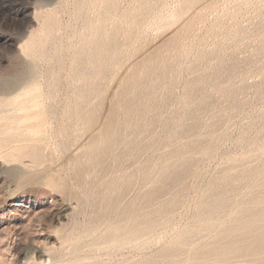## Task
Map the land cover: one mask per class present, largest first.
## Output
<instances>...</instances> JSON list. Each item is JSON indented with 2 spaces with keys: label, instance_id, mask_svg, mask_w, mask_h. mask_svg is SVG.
Instances as JSON below:
<instances>
[{
  "label": "bare ground",
  "instance_id": "6f19581e",
  "mask_svg": "<svg viewBox=\"0 0 264 264\" xmlns=\"http://www.w3.org/2000/svg\"><path fill=\"white\" fill-rule=\"evenodd\" d=\"M1 1L3 0H0V2ZM47 1L51 2L52 0ZM72 1V19L76 23H78V21L82 22L81 30L73 32L75 40L73 42H64L65 44L57 41L55 30L57 20L60 22L61 17L57 19L60 15H58L57 11L55 12V10H53L55 14L50 16L47 15V17L49 16L48 20L38 33L37 38H33L32 36L29 38L30 43L27 48L32 59L39 54V52H45L51 45L55 47L54 54L61 59L62 54L60 55V53L63 49L60 51V48H64L66 52L70 53L67 75L74 83L75 92H73V99L71 98L72 103L64 107V113L69 119L75 118L80 122L81 131H83V133L78 140L75 139L77 140L75 143L70 144L71 146L69 148L67 147L69 144L61 145L62 140H60V146H62L60 150L63 153L68 152L66 156L69 158V161H71V174L68 169L63 168L62 166L54 171L50 169L49 171L46 170V172H43L42 174L45 175L46 184L52 191H58L63 196H66L67 200L69 197L75 199L77 202V208H75L76 206H69L67 208V210L70 209L71 212H59L60 214L56 218L59 221H67L68 216L70 213L74 212V210L80 213L90 205L98 206V213L94 219L89 220L87 223H77V227L75 225L77 228H75L77 230V235L73 241L74 249L72 248L73 250L66 255L57 253L58 256L54 257V259L58 257L57 259L59 261H64L66 257H69L68 261H71L70 263L77 264L80 260H78L77 252L80 244L83 240H86V237L87 239H91L90 248L104 245L106 249L108 248L111 251L112 249H122L125 246L136 248L149 241V237L152 233L165 228L171 221V212L177 207L185 189V184L181 181V174L184 171L190 169L193 170L194 164L200 159V157L213 152L216 144L212 131L202 123V128H205L206 130L202 135H196L193 139L191 138V140L185 141L181 145L171 147L167 152L158 153L156 155V160L141 163L137 156L139 153L138 146L140 145V137L143 134L152 135L153 124L160 120L158 112L154 111L152 115H149V121L146 120L148 121L146 125L141 123L140 119H142L143 116L148 117L146 113L148 114V110H150L149 105L143 102V98L148 97L152 99L155 97L154 90L158 85H161L164 82L167 73L166 71L175 65V63L179 64V56H182V60L185 54V44L181 41H177L180 36H184L182 37L183 39L185 38V34H191L188 33L190 31L188 28L191 26V20L197 18L195 16L197 13L195 12H193L195 13L194 15L190 14L188 17L184 16V11L189 7L188 4L190 0H184L179 8L176 7L178 8L176 13H172L175 14L174 18H177V21L183 19L184 22L175 26L177 28L174 30L169 31L166 29L168 31L166 33L162 31L164 32V35H161L162 32L159 30V36H162L159 41L156 43L153 42L154 44L152 43L150 45H147L148 42H146V48L142 47L144 44L142 43L140 48L143 49H138L140 40H142V36L140 35L142 33H140V31L142 30L139 28V24L141 23L138 18L142 19L139 15L142 13L152 15L160 14L161 10H157V8H154L151 4L155 1L149 3L146 0H142L137 6H135V3V5H133L135 7L128 5L131 6V8L127 6L128 8L121 13L118 12V6L120 7L119 0ZM158 2L160 3L159 0ZM158 2L155 4L156 6L159 4ZM31 3L29 6H31ZM161 3H163V1ZM44 5H46V3ZM201 5L203 6V4ZM62 7L60 8L62 9ZM28 8L29 7L27 6V9ZM57 8L55 9L57 10ZM96 8V16L91 18L88 14ZM159 8L161 7L158 5V9ZM34 12L36 13V11ZM161 14L165 16L163 12ZM129 19L131 27L129 30H124L126 27H124V24H126ZM145 19L148 18L145 17ZM163 20L164 19H162V21ZM175 21L173 22L174 24ZM110 22L112 25L108 26ZM170 22L171 21H169V23ZM168 27H170V25ZM193 27L196 28V25ZM70 28L66 27V29ZM71 29L70 31H72ZM145 33H142V35ZM67 35H69V33ZM240 35L242 36L243 34ZM63 36H65V34ZM68 37L65 36L64 38L66 39ZM237 38L239 37L237 36L236 38H233L231 43H237ZM240 38L239 40L241 41ZM3 39L4 42L8 43L15 50H20L22 47L21 43L17 42V39L14 40V37L11 35L5 36ZM137 42H139L138 45L136 44ZM221 42V45H223V41ZM169 46L170 48L176 47V53L166 54V52H164L166 55H162V49H168ZM200 47L201 46L199 45L198 48ZM199 54H201V51ZM63 59L65 61L64 57ZM122 60H125V63L122 64ZM188 60L189 59L187 58V61ZM29 64H33L32 61H30ZM224 65L225 64L223 63H219L218 68L215 70L212 69L211 74H209V72L207 73V71H200L196 76L194 75V78L191 76L192 81L189 83L190 85L188 87V84L186 85L187 88L184 89L185 95L180 103H183L184 101L186 102L188 99L192 100L194 97L198 96L197 90H200L197 89L198 84L200 82L205 83L209 76L220 78ZM58 67L60 68V65ZM115 67L121 68V71L119 72V77H117V79L115 78L116 80L114 79L116 81L114 83L115 85H113L114 88L109 90V88L106 87L109 74L111 69ZM225 68L233 69L234 66L233 64H230ZM28 69L29 67L24 65L17 75L11 77L0 76V88L4 90L13 88L24 78ZM53 75L55 76L54 71ZM166 85L167 84H165V86ZM56 86L57 85L55 84V87ZM166 88L169 90L171 87L167 86ZM19 91L20 89H18V92ZM18 92L17 94H21ZM51 92L54 94L55 89L52 88ZM18 96L20 97V95ZM36 98L37 95H34L30 97L28 101L21 103L16 107L17 110H24L25 112L19 117L8 118V123L4 127L6 129L16 127L21 128L19 129L21 132L17 133L18 136L20 134L23 135L28 133L32 134L30 136L40 134L42 131V114L48 112L53 115L58 111L52 106L47 108L38 106L39 102ZM165 99L167 100V98ZM94 101H97L96 105L93 104ZM57 103H59V101ZM99 105L102 109L100 114L97 112ZM186 105H188V103ZM188 109L185 107L182 109L180 119L175 120L177 118H169L167 122L164 121V127L169 129L172 127L174 128V131H176L166 140L167 143L172 142L176 133L182 137L188 132V130L194 129V131H197V129L200 128V123L197 122L198 120H193V122L188 121L189 118L186 111ZM62 119L64 118L62 117L61 120ZM56 120L58 119H55L54 121ZM160 121L162 122V120ZM20 124H23V126L20 127ZM57 128L55 130H57ZM67 128H69V126H67ZM78 129L80 128L78 127ZM63 131L62 128L59 132L61 133ZM60 133L58 135H60ZM67 136L69 137V135ZM156 140L158 139L152 135L147 144V148L153 152H156ZM13 148L14 145L7 144L6 146H3L0 144V156L20 159L25 154H31L32 158L39 157V155L34 152L32 153L30 151ZM56 148L53 150L55 151ZM243 154L244 153L239 157L227 158L223 162V174L221 176L219 175L220 178L217 177L218 179L209 182L205 193L202 194L197 203L196 210L189 221L185 225L183 224L184 226L179 228V230L177 229V231L171 236V240L168 245L166 244V248L163 250L161 249V251L156 254L152 253V255L149 256L144 255L146 257L143 256L144 258L141 260L140 264H169L167 261L176 260V258L178 259V257L183 254L185 255L183 264H264V144L258 148L257 152L255 150V152L250 155L249 152L245 155ZM48 155L49 154H47V156ZM130 156L133 158V161H131L130 164L128 163L129 165H126V160ZM254 157H258L257 163H253V160H255ZM53 160L57 162V160ZM53 160L51 158V161ZM69 161L68 163L70 165ZM52 168L53 167H51V169ZM26 174H24V177ZM70 178L75 179V183L71 182L72 180ZM140 182L143 183L142 186L145 187L142 194L133 196L125 201L128 191L131 188H136L140 185ZM239 183L241 184V187H239ZM165 193L169 195L163 200L161 197ZM8 195H0V205L9 201L11 196ZM67 203H69V201ZM74 215L76 214H73L72 217ZM74 218L75 216L72 220H74ZM95 221L98 222V225H105V234H101L102 232L99 233L100 227L94 225ZM65 244L66 243H64V245ZM184 248H187V251L183 252L182 250ZM31 251L32 249L29 250L30 253ZM34 252L38 254V259H41L39 263L46 260L47 257L50 262L48 254L38 249H34L33 253ZM63 252L65 253V251ZM33 258L34 257H32V259ZM23 261H28L26 255L23 256Z\"/></svg>",
  "mask_w": 264,
  "mask_h": 264
},
{
  "label": "rangeland",
  "instance_id": "374dc122",
  "mask_svg": "<svg viewBox=\"0 0 264 264\" xmlns=\"http://www.w3.org/2000/svg\"><path fill=\"white\" fill-rule=\"evenodd\" d=\"M140 1L142 0H119L120 7L118 6V12L121 13L128 7L131 8V6L128 5H132V7L137 6ZM146 1L149 3L155 1L151 4L154 8L156 7L157 10H161V12L160 14L153 15L148 13L139 14L142 19H138L140 20V23L143 24H139V28L142 30L140 33H146L143 35L142 33L140 34L142 36V40H140L138 49H143L140 48L142 43L145 44L142 45L144 48L153 42L156 43L162 37L161 35H164V32L166 33L168 32L167 30H174L177 28L175 26L184 22L183 19L181 21H177V18H174L175 14H172L176 13L184 0H159L160 3L163 1L161 4L158 0ZM156 1L159 3L157 6L155 5L157 3ZM30 3L31 6H29ZM45 3L46 5H44ZM72 3V0H52L51 2L47 0H3L0 2V76L11 77L17 75V73L22 70L24 65L29 67L27 70L28 72H26L27 74L25 73L24 75V78L13 88L9 90L0 88V144L3 146H6L7 144L14 145L13 149H22L23 151H30L39 155L37 158H32L31 154H25L20 159L0 156V195L6 196L9 194L8 196H11L7 203L0 205V264H42L44 261L45 262L43 264H72L70 263L71 261H68L69 257H66L64 261H59L57 259L58 257L55 259L54 257L58 256L59 253L66 255L68 252L72 251L74 249L73 241L77 235V223H87L89 220L94 219L98 213V206L90 205L80 213L74 210V212L70 213L68 216L67 221H59L56 219L60 213L71 212L70 209L67 210L69 206H76L75 208H77V202L75 199L69 197L67 200V197L63 196L58 191H52L46 184L45 175L42 174L43 172H46V170L49 171L50 169L54 171L61 166L68 169L71 174V161H69V158L66 156L68 152H64V154L60 150L62 147L60 146V140H62L61 145L69 144L67 145L69 148L71 146L70 144L75 143L80 138L83 131H81V124L79 121L75 118L69 119L64 113V107L72 103L71 100L74 95L73 92H75L74 83L67 75L70 53L66 52L64 48H60V51L63 49L60 53V55L62 54L61 59L54 54L55 47L51 45L46 50L47 52L41 51L32 59L30 53H28L27 47L30 43L29 38L31 36L33 38H37L38 33L43 28L45 22H47L48 17L55 14L53 10L58 12V15L60 16H58L57 19L61 17L60 20L62 21L59 22V20H57L55 30L57 41L62 44H65L67 41L73 42L75 40L73 32L81 30L82 22L78 21V23H76L72 19ZM162 4L165 5L163 6ZM201 4H203V6ZM158 5L161 8L158 9ZM188 5L189 7L186 11H184V16L188 17L190 14L194 15L197 13L195 14L197 18L191 20V26L188 28L191 31L188 33L191 34H188L189 36L185 34V38L183 39L182 37L184 36H180L178 38L177 42L181 41L185 44V54L182 60V56H179V64L175 63V65L169 69L170 71H166L167 73L164 78V82L162 83L163 85H158L154 90L155 97H157H153L152 99L148 97L143 98V102L149 105L150 110H148V114L146 113L148 117L143 116L142 119H140L141 123L146 125L150 119L149 115H152L154 111L158 112V116H160L159 118L162 120V122L159 120L157 123L153 124L152 135L158 139L156 140L158 142V144L156 142V152L147 148V144L152 135L143 134L140 137V145L138 146L139 153L137 156L141 163L156 160V155L158 153L167 152L171 147L181 145L185 141H189L191 138L193 139L196 135H202V133L206 131L205 128H202V123L205 127L212 131V134L215 137L216 146L214 147L213 152L200 157V159L194 164L193 170L190 169L181 174V181L185 184V189L177 207L171 212V221L165 228L152 233L149 237V241L136 248L125 246L122 249H112L111 251L108 248L106 249L104 245H101L102 247L98 246L90 248L91 239H87L86 237V240H83L77 252L78 260L80 259L78 262L79 264H140L144 257L152 255V253L156 254L161 251V249L163 250L166 248L171 240V236L177 231V229L179 230V228H182L194 214L197 203L202 194L205 193L209 182L220 178L223 174V162L230 157L242 156V153L245 155L249 152L250 155L254 153L255 150L257 152L258 148L264 144V0H190ZM27 6L29 7L28 9ZM54 7H58L57 10ZM60 7H62V9ZM198 7L200 8L197 9ZM34 11H36V13ZM91 12H89L88 15L91 18L95 17L97 8ZM162 12L165 16L161 14ZM47 15L49 16L47 17ZM160 15L164 16L166 19ZM145 17L148 19H145ZM162 19L165 21H162ZM173 20H176L175 24L173 23ZM169 21H171V24ZM71 23L74 24L75 27ZM159 23H162V26ZM109 24L108 26L112 25L111 22ZM64 25L68 28L73 27L72 29L70 28L72 31H70V29H66ZM169 25L170 27H168ZM195 25L196 28L193 27ZM124 27V30H129L131 27L130 19L127 20ZM159 30L160 32L164 31L160 36ZM68 33L71 36L67 35ZM64 34L66 37L69 36L66 38L67 40L64 38ZM240 34L243 35L241 36ZM8 35H11L14 37V40L17 39L16 41L21 43L22 47L20 50H15L8 43L4 42L3 37ZM236 35L239 38L241 36V41L237 38V43L233 44L231 42L233 38L237 37ZM221 41H223V45H221ZM146 42H148L147 45ZM138 43L139 42L136 44L138 45ZM199 45L201 46L200 48L203 49L198 48ZM50 48H53L52 51ZM174 48H170L169 46L168 49H162L161 54H174L177 51L176 47ZM200 51L201 54H199ZM164 52H166V54ZM203 55L206 57L204 58ZM63 57L65 58V61ZM187 58L189 59L188 61ZM30 61H32L33 64L30 65ZM122 61V64L125 63V60ZM219 63L225 64L223 68L224 70L222 69L221 77L215 78L214 76H209L205 83L200 82L197 86V89H200L197 90L198 96L194 97L192 100H186L189 106L186 105L187 103L185 101V103H180L185 95L184 89L190 85L189 83H191L192 78H194L200 71H207V73L209 72V74H211L212 69H217ZM230 64H233L235 69L225 68ZM59 65L60 68L58 67ZM115 68H112L109 74L106 86L109 90L114 88L113 85H115V80L119 77V72L121 71V68L117 67V71ZM53 71L55 76L53 75ZM191 76L193 77L191 78ZM55 84L57 85L56 87ZM165 84L167 85L165 86ZM167 86H170L171 88L168 90L166 88ZM52 88L55 89L54 94L51 92ZM18 89H20L19 92ZM17 92L21 94H17ZM18 95H20V97ZM34 95H37L36 99L39 102L38 106L42 108L52 106L60 114L56 111V113H54L55 115L49 114L48 112L43 113L41 125L42 131L36 136H30L32 135L30 133L23 135L20 134L18 136L17 133L21 132V130H19L21 128L19 127L6 129L4 126L8 123V118L19 117L25 112L24 110H17L16 107H18L21 103L28 101V99ZM165 98H167V100ZM58 101L59 103H57ZM96 102L97 101H94L93 104L96 105ZM98 107L99 109L97 112L100 114L102 109L100 105ZM184 107L186 109L189 108L186 110L189 118L188 121L193 122V120H198L197 122L200 123V128H198L197 131L190 129L182 137L176 133L172 142L167 143L166 140L176 131H174V128L172 127H170V129L164 127L163 124L167 122L169 118H177L175 120L180 119V113H182V109ZM62 117L64 119L61 120ZM52 118L54 120H58L54 121ZM56 124H59L58 128ZM19 126L22 127L23 124H20ZM67 126H69V128H67ZM78 127L80 129H78ZM56 128L58 131L55 130ZM62 128L64 131L60 133L59 131ZM58 132L60 135H58ZM67 135H69V137ZM55 148L56 153L53 150ZM47 154L49 155L47 156ZM51 158L52 160H57V162L54 160L51 161ZM254 158L255 160H253V163H257L258 157ZM68 161L70 162V165ZM131 161H133V158L130 156L126 160V165H129ZM51 167L53 168L51 169ZM24 174H26L25 177ZM71 180V182L75 183V179ZM142 184L143 183L140 182V185L136 188H131L128 191V197L126 196L125 201L133 196L142 194L145 188ZM239 187H241V184ZM168 195L169 194L165 193L161 198L164 200ZM68 201L69 203H67ZM71 214H76L74 215V220H77V218L78 220H72L74 216L72 217ZM94 225H98V222L95 221ZM98 226L100 227L99 233L102 232L101 234H105V225L103 226V224H100ZM64 243L66 244L64 245ZM28 249H32L31 253ZM34 249H38L48 254L50 262L47 257L46 260L39 263L41 259H38L39 257L37 253H33ZM63 251H65V253ZM182 251H187V248H184ZM25 255L28 259L27 262L23 261V256ZM32 257L34 258L32 259ZM184 258L185 255L183 254L179 256L178 259L176 258V260L174 259L172 261L169 260L167 263L183 264Z\"/></svg>",
  "mask_w": 264,
  "mask_h": 264
}]
</instances>
